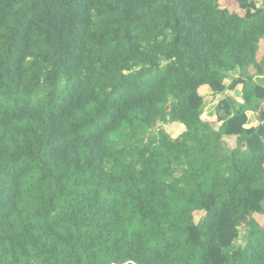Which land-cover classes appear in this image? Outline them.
Returning a JSON list of instances; mask_svg holds the SVG:
<instances>
[{"label":"trees","instance_id":"1","mask_svg":"<svg viewBox=\"0 0 264 264\" xmlns=\"http://www.w3.org/2000/svg\"><path fill=\"white\" fill-rule=\"evenodd\" d=\"M218 1L0 0V264H264V0Z\"/></svg>","mask_w":264,"mask_h":264},{"label":"rangeland","instance_id":"2","mask_svg":"<svg viewBox=\"0 0 264 264\" xmlns=\"http://www.w3.org/2000/svg\"><path fill=\"white\" fill-rule=\"evenodd\" d=\"M255 2L258 6L262 4V0H255ZM218 5L221 9H227L231 14H237L238 16H243V12L238 9L236 3L233 0H219ZM260 48L261 47L259 46V49ZM262 50H264V46L262 47ZM259 80L261 83H264V78L263 79L260 78ZM239 90L240 89L238 88L237 92H239ZM200 92L205 96L206 99V106L204 108L203 115L201 116V120L205 124V128L209 129L210 125L216 122V118L213 115V111H214L213 108L216 105V103L222 98V96L213 98L209 93V91L207 90V88H201ZM225 94L238 98L237 95H235L233 92H226ZM237 100L240 101L239 99ZM248 116H249V125L250 126L255 125L256 124L255 116L253 114H248ZM218 126L219 125L215 124L214 128H217ZM161 128H163V130L172 138H176L184 130V128L180 124L161 125ZM227 144L230 148H233L235 146V140L228 139ZM201 217H202L201 213L195 214L194 221L198 223ZM254 219L260 227L261 234L264 236V215L254 216ZM238 224L240 227V233L242 235L244 221H239Z\"/></svg>","mask_w":264,"mask_h":264},{"label":"crops","instance_id":"3","mask_svg":"<svg viewBox=\"0 0 264 264\" xmlns=\"http://www.w3.org/2000/svg\"><path fill=\"white\" fill-rule=\"evenodd\" d=\"M262 44V46H260L261 48L264 46V43H261ZM264 55V51H262V52H260L259 54H258V56H260V57H262Z\"/></svg>","mask_w":264,"mask_h":264}]
</instances>
